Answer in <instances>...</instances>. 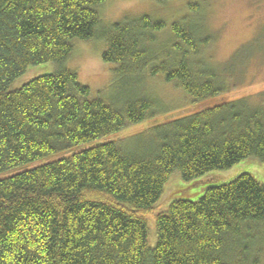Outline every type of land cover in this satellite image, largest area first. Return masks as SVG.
Segmentation results:
<instances>
[{"label": "trees", "instance_id": "obj_1", "mask_svg": "<svg viewBox=\"0 0 264 264\" xmlns=\"http://www.w3.org/2000/svg\"><path fill=\"white\" fill-rule=\"evenodd\" d=\"M106 2L0 0V174L152 117L154 100L131 91L145 76L161 75L192 103L226 91L202 57L214 39L202 7L189 6L169 29L147 15L102 29ZM97 38L106 43L102 60L114 66L112 79L125 88L114 103L92 98L64 67L75 41ZM47 63L58 66L55 73L12 90L28 68ZM259 99L221 102L0 180V264H260L264 185L252 175L156 211L175 173L188 182L249 158L264 169Z\"/></svg>", "mask_w": 264, "mask_h": 264}, {"label": "rangeland", "instance_id": "obj_2", "mask_svg": "<svg viewBox=\"0 0 264 264\" xmlns=\"http://www.w3.org/2000/svg\"><path fill=\"white\" fill-rule=\"evenodd\" d=\"M195 5L203 8L199 13L203 14L207 29L214 36L202 57L215 67L217 75L219 74L217 83L227 88L225 92L205 101L192 103L180 88L172 83H165L161 75L152 78L148 74L150 77L145 76L131 91L134 90L132 92L135 96L141 93L154 100L155 113L152 117L90 144L2 173L0 180L79 153L96 143L130 138L157 124L210 109L221 102L247 97L257 104L259 98L264 101V0H175L164 4L153 0H107L100 10L101 27L107 29L111 24L127 17L147 15L154 20L163 21L169 29L175 20L191 13L189 6ZM73 46V54L64 63V67L77 75L81 85L90 89L92 98H101L108 103L118 100L125 88L112 79L114 66L102 60V53L106 49L105 41L98 38L77 40ZM57 69L58 66L54 63L32 66L13 82L12 90L23 87L37 77L53 74ZM129 93L130 90L126 92L127 95ZM242 174H250L264 185L263 166L254 158L244 160L228 171L211 172L188 182L175 173L165 185L156 211L166 210L177 199L197 200L207 188L227 184ZM147 226L148 246L154 248L156 230L152 217H148ZM259 260L260 264H264V250Z\"/></svg>", "mask_w": 264, "mask_h": 264}]
</instances>
